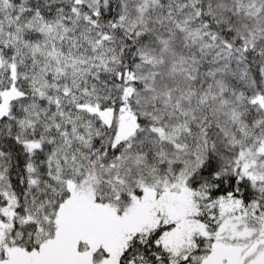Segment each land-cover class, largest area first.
<instances>
[{
    "label": "snow or ice",
    "instance_id": "snow-or-ice-1",
    "mask_svg": "<svg viewBox=\"0 0 264 264\" xmlns=\"http://www.w3.org/2000/svg\"><path fill=\"white\" fill-rule=\"evenodd\" d=\"M0 264H264V0H0Z\"/></svg>",
    "mask_w": 264,
    "mask_h": 264
}]
</instances>
